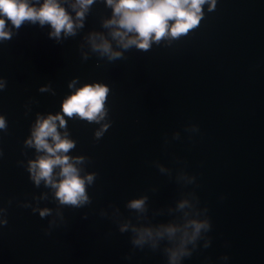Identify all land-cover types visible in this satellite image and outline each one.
<instances>
[{
    "label": "water",
    "instance_id": "obj_1",
    "mask_svg": "<svg viewBox=\"0 0 264 264\" xmlns=\"http://www.w3.org/2000/svg\"><path fill=\"white\" fill-rule=\"evenodd\" d=\"M0 264H264V0H0Z\"/></svg>",
    "mask_w": 264,
    "mask_h": 264
}]
</instances>
